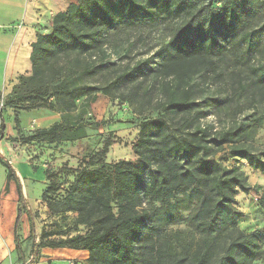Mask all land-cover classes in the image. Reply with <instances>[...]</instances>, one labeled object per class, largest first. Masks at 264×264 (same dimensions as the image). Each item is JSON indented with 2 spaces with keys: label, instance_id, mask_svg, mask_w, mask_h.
Returning <instances> with one entry per match:
<instances>
[{
  "label": "trees",
  "instance_id": "obj_1",
  "mask_svg": "<svg viewBox=\"0 0 264 264\" xmlns=\"http://www.w3.org/2000/svg\"><path fill=\"white\" fill-rule=\"evenodd\" d=\"M242 16L243 12H236L234 0L215 9L199 7L195 0H77L54 16L49 32L37 33L31 71L19 77L4 98V106L23 111L48 108L67 114L78 109V99L93 103L102 94L137 102L139 108L149 107L156 98L157 114L139 122L133 145L136 161L121 160L112 173L85 166L69 174L65 185L53 181L46 190L45 199L49 192L62 191L61 207L76 214V234L66 238L49 239L65 235L50 231L43 233L44 241L36 240L35 220L26 205L21 180L0 153L6 168V190L13 181L18 194L14 244L22 264H28L20 236L24 213L29 220L28 238L33 240L29 264L39 259L43 248L65 247L88 251L89 264H167L166 260L168 264H210L218 240L228 235L231 227L237 228L242 213L236 208L235 195L248 186L244 171L212 159L225 145L235 156L247 157L248 149L238 143L241 129L212 133L210 127L200 126L199 78L207 72L217 76L218 58L230 51L244 66L236 74L240 93L253 88V98L264 102V60L256 52L260 41L252 30H240ZM164 21L179 24L160 49L158 63L123 66L114 59L124 32ZM215 24L219 30L225 28L226 40L218 38L212 29ZM0 123L2 136L6 129L2 114ZM83 123L58 121L35 130L26 140L56 142L64 132H76ZM112 144L107 139L100 154L106 156ZM185 199L194 205L191 220L204 238L192 253L172 256L170 243L161 242L160 235L151 245L142 244V237L156 229L154 220L160 206L155 202L162 204L164 215L172 222ZM260 200L264 207V196ZM79 227L86 232H78ZM226 245V256L217 264H240L236 254L255 253L258 248L236 238ZM138 247L144 251L137 258Z\"/></svg>",
  "mask_w": 264,
  "mask_h": 264
},
{
  "label": "rangeland",
  "instance_id": "obj_2",
  "mask_svg": "<svg viewBox=\"0 0 264 264\" xmlns=\"http://www.w3.org/2000/svg\"><path fill=\"white\" fill-rule=\"evenodd\" d=\"M195 1L199 7L208 9L211 6L215 9L224 7L227 0ZM234 7L236 12H243L244 15L243 21L239 23L240 30H252L256 33L260 41L256 52L264 60V0H234ZM44 15L39 31L41 33L50 28L54 18L52 15L53 18L48 19L51 14H47V11ZM177 24L179 23L164 21L156 26L139 27L124 32L119 36L120 46L114 59L123 66L140 62H148L154 66L161 59L160 49L170 41ZM217 27L215 24L212 29L216 31L218 38L226 40L225 28L219 30ZM4 30L3 28L1 32ZM130 44L132 46L128 50ZM218 66L217 76L207 72L199 78L198 100L202 103L199 107L198 122L201 127H210L212 133L225 129H241L238 143L248 149L247 157L233 155L230 146L225 145L212 160L226 167L244 171L248 186L246 191L238 189L235 195L236 208L242 213L237 221V228L231 227V232L218 240L213 249L215 256L210 264H217L221 257L226 256V243H231L235 238L239 241H250L258 247L255 253L236 254V261H240V264H264V207L260 204V199L264 196V102H257L253 98V88L240 93L236 74L241 72L244 66L230 51L218 58ZM244 75L247 74L244 72ZM244 82L247 83V79ZM0 95V115H3L6 122L5 132L0 136V153L10 161L21 178L26 205L35 220L36 240L44 241L43 233L50 231H63L65 235H54L49 239L66 238L76 234V214L64 211L60 205L63 192H49L45 199L46 190L53 181L65 185L69 174L85 166L98 167L110 173L115 171V165L121 160L136 161L133 145L138 139L139 122L145 117L157 114L154 110L156 98L149 107L140 106L144 109L140 113L137 102L132 104L120 98L100 94L93 103L84 102L83 98L78 99V109L64 114L48 108L23 111L13 106H4V98L7 96L4 89L0 90ZM58 121L67 125L78 121L84 123L76 132H64L56 142L40 138L29 142L26 140L35 130L47 128ZM109 138L113 144L108 154L102 156L100 151ZM5 186L6 168L0 161V264H22L13 241L18 194L13 181L8 190ZM155 205L160 206V213L154 220L156 229L150 231L149 236L144 235L140 242L149 246L160 235L161 242L165 239L170 243L172 256L186 257L191 254L194 247L204 239L191 220L194 205L189 200L182 201L178 212L173 216L176 221L172 222L164 215L162 204L155 202ZM29 229L28 215L24 213L20 236L28 264L32 263L33 241L28 238ZM78 232L85 233L86 228L79 227ZM70 250L76 249L55 248L49 256L50 259L41 253L33 264H66L69 259L89 264L86 257L89 256L88 251L84 254V250H76L80 252L69 255L66 252ZM143 251L138 247L136 257L142 255ZM166 263L168 264L169 260H166Z\"/></svg>",
  "mask_w": 264,
  "mask_h": 264
},
{
  "label": "crops",
  "instance_id": "obj_3",
  "mask_svg": "<svg viewBox=\"0 0 264 264\" xmlns=\"http://www.w3.org/2000/svg\"><path fill=\"white\" fill-rule=\"evenodd\" d=\"M76 1L0 0V90L4 89L6 95L12 92L21 75H27L31 71L32 43L36 40L37 33L41 31V21L44 20L45 12L51 14L48 19H52L58 12L64 11L70 3ZM3 28L5 30L1 32ZM49 30L50 28L45 29L44 32ZM53 252L51 248H43L42 254L50 259L49 256ZM77 252L80 251L70 250L66 253L76 255ZM83 252L86 254L85 250ZM86 257L88 258V255Z\"/></svg>",
  "mask_w": 264,
  "mask_h": 264
},
{
  "label": "built area",
  "instance_id": "obj_4",
  "mask_svg": "<svg viewBox=\"0 0 264 264\" xmlns=\"http://www.w3.org/2000/svg\"><path fill=\"white\" fill-rule=\"evenodd\" d=\"M66 264H81V262L74 259H69L67 260Z\"/></svg>",
  "mask_w": 264,
  "mask_h": 264
}]
</instances>
